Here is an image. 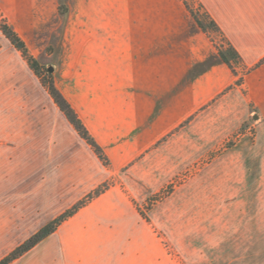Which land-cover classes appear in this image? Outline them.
Instances as JSON below:
<instances>
[{"label":"crops","instance_id":"1","mask_svg":"<svg viewBox=\"0 0 264 264\" xmlns=\"http://www.w3.org/2000/svg\"><path fill=\"white\" fill-rule=\"evenodd\" d=\"M193 1L238 54L236 75L183 0H0L2 17L37 61L53 46L54 85L109 163L79 136L0 31V194L11 173L10 210L21 212V202H29L23 219L39 230L109 176L134 170L153 145L218 98L244 93L264 128V0ZM9 161L15 163L10 169ZM24 162L32 170L19 191ZM120 205L106 191L64 223L96 224ZM54 236L33 248L48 244L35 254L43 263H154L145 249L79 257L67 244L76 234L64 236L56 255L61 241Z\"/></svg>","mask_w":264,"mask_h":264},{"label":"rangeland","instance_id":"2","mask_svg":"<svg viewBox=\"0 0 264 264\" xmlns=\"http://www.w3.org/2000/svg\"><path fill=\"white\" fill-rule=\"evenodd\" d=\"M183 2L207 26L215 46L225 47L195 2ZM46 55L38 61L36 76L41 84L49 79L54 82L53 46ZM243 94L213 101L153 145L144 158L133 163L134 170L123 169L86 194L80 200L83 207L111 191L120 208L105 211L96 224H60L53 232L54 239L61 241L53 248L55 254H62L65 235L76 234L67 244L79 257L145 249L152 252L154 263L264 264V128ZM14 164L9 161V169ZM23 164L19 191L26 187L32 170L30 162ZM8 175L7 192L0 194V259L38 230L32 221L23 219L28 211L22 207L29 202H21V212L7 206L16 190L12 174ZM96 190L99 194L95 196ZM108 235L114 241H107ZM33 248L10 264H47L35 254L38 249L47 250L48 244Z\"/></svg>","mask_w":264,"mask_h":264},{"label":"trees","instance_id":"3","mask_svg":"<svg viewBox=\"0 0 264 264\" xmlns=\"http://www.w3.org/2000/svg\"><path fill=\"white\" fill-rule=\"evenodd\" d=\"M185 6L189 11L190 15L192 16V18L199 26V28L203 32L208 34V28L204 24V22L199 18L198 15H196L191 9H189V7L186 4ZM208 22H209L208 26H210L220 36V32L217 26L209 19ZM0 31L4 35V37L11 43V45L22 54V56L25 58V60L27 61L29 67L33 70V72L37 74V72L40 69V65L38 61L29 54L25 43L20 39V37L15 33V31L4 20L0 22ZM222 41L224 43L225 48L223 49L222 47L220 48L216 47L218 55L222 60V62L225 63L231 69L234 75H236L237 73L235 70V65L238 64L239 56L231 46L225 43L223 39ZM240 82H241V78L237 80V83ZM42 85L46 88L49 95L53 99L54 103L57 105L59 110L65 115V117L74 127V129L79 134V136L92 148V150L101 160V162L107 166L109 164L108 159L103 153L102 149L99 147V145H97L95 140L88 133L87 129L85 128V126L83 125L77 114L75 113V111L71 108L69 103L63 98V96L56 89L53 80L49 79L46 82H42ZM98 194L99 191L96 190L95 196ZM83 204L84 203L81 201L76 203L70 209L66 210L61 215H59L58 217L47 223L45 226L40 228L37 232H35L32 236H30L25 242L19 245L15 250H13L7 256L1 259L0 264H10L12 261L22 256L24 253L28 252L39 242H41L49 235H51L60 226V224H62L65 220L73 216L80 208L83 207Z\"/></svg>","mask_w":264,"mask_h":264},{"label":"water","instance_id":"4","mask_svg":"<svg viewBox=\"0 0 264 264\" xmlns=\"http://www.w3.org/2000/svg\"><path fill=\"white\" fill-rule=\"evenodd\" d=\"M49 70H51V68H49Z\"/></svg>","mask_w":264,"mask_h":264}]
</instances>
